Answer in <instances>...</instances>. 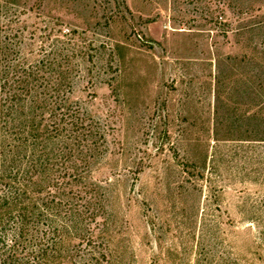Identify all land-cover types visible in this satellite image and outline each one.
Wrapping results in <instances>:
<instances>
[{
	"label": "rangeland",
	"instance_id": "1",
	"mask_svg": "<svg viewBox=\"0 0 264 264\" xmlns=\"http://www.w3.org/2000/svg\"><path fill=\"white\" fill-rule=\"evenodd\" d=\"M16 3L0 34L20 64H45L49 121L76 104L104 137L70 159L90 163L85 180L104 194L95 247L71 251L63 239L46 264H264V37L250 28L257 7ZM32 113L34 125L46 123L48 113ZM0 134L7 182L18 173V118ZM52 136L29 147L36 180L42 169L63 174L67 139Z\"/></svg>",
	"mask_w": 264,
	"mask_h": 264
},
{
	"label": "trees",
	"instance_id": "2",
	"mask_svg": "<svg viewBox=\"0 0 264 264\" xmlns=\"http://www.w3.org/2000/svg\"><path fill=\"white\" fill-rule=\"evenodd\" d=\"M229 1L237 2V14H247L252 6L257 7L259 15L250 28L264 37V0ZM16 2L0 0V21L3 17L10 22L8 17L15 15L13 8L19 6ZM4 26L0 24V32ZM246 28L249 26L242 31ZM44 65L40 61L20 64L19 50L11 48L10 42L0 34V124H10L18 118V173L5 182L4 175L12 171L0 165V264H46L54 258L63 239L72 243L71 251L84 243L95 247L93 240L99 238L96 234L105 221L104 194L101 188L85 180L90 163L70 161L75 151L86 153L98 146L97 136L104 137L76 104H68L59 121H49L54 108H50L53 103L48 95L50 88L43 78ZM37 108H41V116L48 113L46 123L34 125L36 116L32 112ZM26 124L24 133L21 127ZM50 133L53 139L61 134L67 139L70 152L65 160H68L56 170L63 173L62 176H48L52 169L47 168L42 169L44 177L36 180V166L29 162L34 161V150L29 147H35L38 137L44 142L50 140ZM23 134L28 138L21 137ZM97 218L103 221L98 223Z\"/></svg>",
	"mask_w": 264,
	"mask_h": 264
}]
</instances>
